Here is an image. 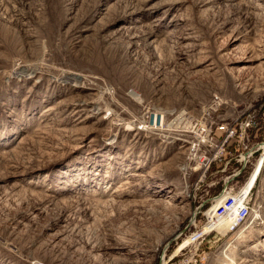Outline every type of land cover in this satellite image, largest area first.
Here are the masks:
<instances>
[{
	"label": "rangeland",
	"instance_id": "374dc122",
	"mask_svg": "<svg viewBox=\"0 0 264 264\" xmlns=\"http://www.w3.org/2000/svg\"><path fill=\"white\" fill-rule=\"evenodd\" d=\"M251 113L248 166L191 186L160 127ZM263 143L264 0H0V264H264Z\"/></svg>",
	"mask_w": 264,
	"mask_h": 264
},
{
	"label": "built area",
	"instance_id": "2783aa9c",
	"mask_svg": "<svg viewBox=\"0 0 264 264\" xmlns=\"http://www.w3.org/2000/svg\"><path fill=\"white\" fill-rule=\"evenodd\" d=\"M253 115L254 114L251 113L244 120L234 119L229 123L181 118L178 119V122L172 121L168 123L165 129L160 127V129L167 131V133L170 135L172 134V136L176 134L180 137H187L193 142V160L191 162V167L188 168V177L191 179V186L202 185L206 181L207 176L214 173V170L217 172L220 170L227 171L230 167L233 168L235 166L231 170L235 171L241 165L243 168L248 166L252 161L254 151H252V149L249 150L248 143L243 142L249 139V129L254 119H252ZM148 129L158 130L159 127L153 124L148 126ZM238 140L239 142L240 140L243 141L241 147L246 149L245 153L237 154L234 150L230 149L229 145H240V143H236ZM235 150H239V148L235 147ZM236 155L238 157H235ZM234 159L240 162L238 166L234 165V162L232 163ZM217 163H219L220 169H215L216 167H214V165ZM243 187L236 188L230 183V179L226 180L223 191L220 194L227 192L228 195H226L224 200L218 205H215L216 197L212 199L213 205L205 212L207 223L211 219L213 220V218L222 221H230L229 230L225 232L229 233L230 231L239 229L248 221L252 220L253 214H255L257 210L255 208V201H252L254 187L251 188L248 193L242 190ZM210 209H213L212 218L209 214ZM213 232L221 233L219 230L215 229L208 234ZM186 248L187 247H183L179 253L185 255L186 251L192 252L190 249L191 246ZM191 260L192 256L189 258V261Z\"/></svg>",
	"mask_w": 264,
	"mask_h": 264
},
{
	"label": "bare ground",
	"instance_id": "6f19581e",
	"mask_svg": "<svg viewBox=\"0 0 264 264\" xmlns=\"http://www.w3.org/2000/svg\"><path fill=\"white\" fill-rule=\"evenodd\" d=\"M23 72H26V70H24ZM66 80H68V79H66ZM163 118V117H162ZM158 121H163L161 118H160V120H159V118H158ZM261 147H264V143L261 145ZM192 160H193V149H192ZM222 195V194H221ZM151 251V249L148 247H146L145 248V251H144V253H146V252H150Z\"/></svg>",
	"mask_w": 264,
	"mask_h": 264
}]
</instances>
